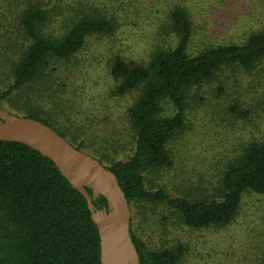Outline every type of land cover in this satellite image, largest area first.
<instances>
[{"label": "trees", "instance_id": "16d2710c", "mask_svg": "<svg viewBox=\"0 0 264 264\" xmlns=\"http://www.w3.org/2000/svg\"><path fill=\"white\" fill-rule=\"evenodd\" d=\"M110 1L112 10L124 3ZM98 3L0 0V109L48 126L116 176L129 205V231L139 264H179L183 247L148 248L133 230L135 217L151 205L167 208L190 229L232 224L244 194L264 193V140L243 147L209 197H174L164 189L152 190L147 175L171 166L168 145L185 126L190 90L208 84L224 69H254L264 61V32L252 33L242 43L216 45L189 55L194 27L187 6L169 7L156 33L173 37L172 46L160 43L146 63L116 56L108 64L117 95L136 94L127 108L133 153L116 160L103 147L87 151L84 142L68 139L62 128L23 98V92L34 85L49 86L54 73L51 65L70 62L89 38L114 33L115 15ZM92 204L97 211H107L102 196ZM99 257L96 224L80 193L48 158L24 144L0 141V264H100ZM261 260L264 264V255Z\"/></svg>", "mask_w": 264, "mask_h": 264}, {"label": "rangeland", "instance_id": "374dc122", "mask_svg": "<svg viewBox=\"0 0 264 264\" xmlns=\"http://www.w3.org/2000/svg\"><path fill=\"white\" fill-rule=\"evenodd\" d=\"M123 1L112 10L108 0H98L115 15L112 35L89 38L70 62L48 67L54 73L47 88L34 85L23 92L26 105L50 118L68 139L84 142L87 151L103 147L116 160L133 153L127 108L136 94L117 95L108 64L116 56L146 63L160 43L172 46L173 37L156 33L169 7L187 6L194 27L189 55L264 32V0ZM187 105L185 126L168 145L171 166L148 173V187L174 197L205 198L246 144L264 140V61L250 71L217 72L208 84L190 90ZM133 230L150 249L182 246L179 264H262L264 193L244 194L235 220L225 227L190 229L167 208L147 205L133 220Z\"/></svg>", "mask_w": 264, "mask_h": 264}, {"label": "water", "instance_id": "95a60500", "mask_svg": "<svg viewBox=\"0 0 264 264\" xmlns=\"http://www.w3.org/2000/svg\"><path fill=\"white\" fill-rule=\"evenodd\" d=\"M0 141L24 144L48 158L85 199L98 232L100 264H139L129 231V205L111 171L48 126L3 109H0ZM99 196L105 198L107 211L94 208L92 202Z\"/></svg>", "mask_w": 264, "mask_h": 264}]
</instances>
